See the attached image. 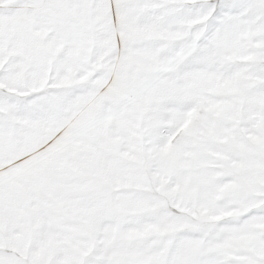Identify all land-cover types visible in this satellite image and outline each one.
Masks as SVG:
<instances>
[{
    "label": "snow or ice",
    "instance_id": "1",
    "mask_svg": "<svg viewBox=\"0 0 264 264\" xmlns=\"http://www.w3.org/2000/svg\"><path fill=\"white\" fill-rule=\"evenodd\" d=\"M0 264H264V0H0Z\"/></svg>",
    "mask_w": 264,
    "mask_h": 264
}]
</instances>
